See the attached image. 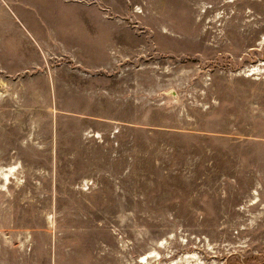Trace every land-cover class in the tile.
<instances>
[{
  "label": "rangeland",
  "instance_id": "rangeland-1",
  "mask_svg": "<svg viewBox=\"0 0 264 264\" xmlns=\"http://www.w3.org/2000/svg\"><path fill=\"white\" fill-rule=\"evenodd\" d=\"M0 264H264V0H0Z\"/></svg>",
  "mask_w": 264,
  "mask_h": 264
},
{
  "label": "bare ground",
  "instance_id": "bare-ground-1",
  "mask_svg": "<svg viewBox=\"0 0 264 264\" xmlns=\"http://www.w3.org/2000/svg\"><path fill=\"white\" fill-rule=\"evenodd\" d=\"M5 171H6V173H4V177H6V178L8 179L9 176H10L12 173H15V171H16V167H15V166H12V167H10L9 169H6Z\"/></svg>",
  "mask_w": 264,
  "mask_h": 264
}]
</instances>
